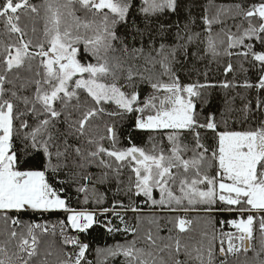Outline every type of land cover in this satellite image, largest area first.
I'll return each instance as SVG.
<instances>
[{
  "label": "snow or ice",
  "instance_id": "1",
  "mask_svg": "<svg viewBox=\"0 0 264 264\" xmlns=\"http://www.w3.org/2000/svg\"><path fill=\"white\" fill-rule=\"evenodd\" d=\"M215 7L212 16L205 8L202 33L194 31L196 20L185 0H140L138 8L136 0H0V35L8 38L0 39V235L5 237L0 264H91L86 258L89 245L65 232L70 226L85 233L99 223L94 210H78L61 197L64 189L57 185L73 183L85 204L102 203L97 185L115 183L130 199L143 196L145 202L171 211L186 201L205 206L209 213L237 212L239 219L227 221L234 233L221 231L217 237L213 226L210 238L205 231L197 246H183L185 260L177 258V239L172 264H264V118L241 131L228 129L226 121L221 131L211 115L201 121L194 98L209 85L182 84L172 70L177 50L187 51L194 42L203 44L212 58L241 57V68L248 64L258 77L255 83L240 85L257 93L255 102L246 100L240 111L246 121L253 108L264 113V0ZM182 8L187 12L183 26L178 19L161 24L157 33L163 37L175 27V45L151 43L147 53L143 42L135 47L153 17H179ZM133 10L143 17L144 29L133 19ZM25 17L44 20L42 38L29 37L21 26ZM214 25L221 27L214 32ZM31 31L35 34L37 28L33 25ZM140 58L151 68L133 62ZM232 71L228 63L225 72ZM140 84L152 89L143 99ZM133 113L135 129L159 134L167 145L150 135L147 149L132 143L131 136L128 146L118 147L115 125L105 123L101 135L94 123L103 115L124 118ZM209 132L212 144L205 142ZM125 168L127 183L122 179ZM120 208L125 206L116 201L111 209H101V214L114 212L124 224L123 229L107 226L108 232L135 237L137 226L124 221ZM125 210L138 208L129 205ZM59 211L66 214V222L51 227L21 219V214ZM191 224L178 218L175 227L185 233ZM147 240L155 246L150 233ZM100 251L105 261L122 257L120 264H166L153 251L137 247L135 238L98 249V255Z\"/></svg>",
  "mask_w": 264,
  "mask_h": 264
},
{
  "label": "trees",
  "instance_id": "2",
  "mask_svg": "<svg viewBox=\"0 0 264 264\" xmlns=\"http://www.w3.org/2000/svg\"><path fill=\"white\" fill-rule=\"evenodd\" d=\"M235 2L236 0H185L188 8L191 9L192 17L196 20V24L193 26L194 31L203 33L202 17L205 15V8L208 9L207 14L212 16L216 12V5H227ZM139 3L140 0H136L137 8L139 7ZM77 15L83 18L84 13L79 11L77 12ZM186 16L187 12L182 8L179 17L172 13L161 14L158 18L153 17L148 25V30L145 32V35L142 38L138 37L134 41L135 47H141L143 42L145 53H147L148 46L151 43H155V46L157 47L161 42L168 46L175 45V27L166 29V35L163 37L157 34L159 27L161 24H174L178 19L181 26H183L184 18ZM133 19L136 20L137 25L141 29L145 28L143 17L137 15L135 10H133ZM227 23L231 25L233 21L229 20ZM33 25L37 28V32L35 34L31 31ZM21 26H26V31L32 39L35 40L42 38L44 27L43 19L36 18L35 20H32L25 17L21 21ZM220 27V25H214L213 31H218ZM232 30L235 31V28ZM120 31L121 34H123L124 29H121ZM2 33L3 26L0 25V34ZM149 34L153 37L152 41L149 40ZM0 39L7 40L8 38L0 35ZM131 46L132 42H130V47ZM203 49L204 45L199 42H194L189 45L187 51L178 49L176 58L172 64V70L180 78V82L182 84L201 83L209 85V87L200 90L202 93L201 97L194 98L196 99V111L199 114V119L203 121L207 116H214L221 131L225 130L224 121L227 122L228 129L237 131L246 130L252 124L258 123L261 118H264V113L257 112L255 108H253L252 112L248 114V119L246 121L243 113L240 111L246 100H252L255 102L257 93L252 89H246L240 85H243L246 80L248 82L255 83L258 77L257 71L255 69H251L246 63L244 64V69H242L241 57H228L221 55L219 57L212 58L210 55H206ZM117 55L120 54L117 53ZM133 62L139 66L151 68V65H145L142 58ZM228 63L232 64L233 71L226 73L225 68ZM143 67H141V71L143 70ZM159 70V65H157L155 71ZM162 79L167 80V77H163ZM120 82L123 83V79H121ZM224 83H229L230 87L224 88L222 86ZM139 91L141 98L143 99L151 93L152 89L146 84H140ZM261 98L264 99V97ZM202 101L204 102L202 103ZM136 115L137 114L133 113L124 118L103 115L97 118L94 123L100 126L98 132L101 135L104 134L105 123L114 124L119 137L118 147L128 146V137L131 136L132 143L147 149L151 147L149 142L150 135H156L157 141L163 140V143L167 145L166 138L159 136V134H152L147 131L135 129L134 123ZM211 136L212 133L209 132L207 134V138L205 139L206 143H213ZM190 141L191 137H189L186 142ZM104 144L105 146H109V142L107 140L104 141ZM90 171L97 173L99 172V169L91 168ZM128 175L129 170L125 168L122 176L125 183H127ZM57 187L64 189V191L60 192V195L62 198L68 199V203L71 207L77 208L78 210L83 208L89 211L94 210L96 212L99 223L94 224L87 232L76 233L70 226L65 228V232L68 235H75L81 242L89 245L86 258L88 261H91V264H120V260L123 259L122 257L117 258L115 262H113L111 258L105 261V253L100 251L98 255L97 250H103L118 243L124 244L126 241H130L134 238L137 241V247L143 248L146 251H153L154 255L162 257L166 264H172L170 253L175 255V241L179 239L181 244V253L177 258L185 260L186 257L183 253L184 245H188L190 249L197 246L198 242L202 239L201 234L205 231L209 233L210 238L213 226L217 237H219L221 231L225 233H234L236 230L230 223H227V221L240 218V214L237 212L214 211L209 213L203 210L205 206L199 204L188 205L186 201L181 208L176 211H171L168 206L162 207L160 205H151L150 202H145V198L143 196H134L130 199L128 195L124 194V192L117 191L115 183L111 185H97L99 193L104 196V200L100 204H97L92 200L85 204L84 194L77 193L75 183L71 186L62 184L57 185ZM154 198L159 200L160 194L158 191L154 192ZM116 201H119L125 206V208L118 209L124 221L130 226H137L135 237L131 233L126 234L123 231L112 233L108 232L107 226L119 227L121 229L124 227V224L121 223V220L114 212L109 211L108 213L101 214V209L105 207L111 209L113 203ZM129 205L136 206L138 211L133 212L131 210H125ZM217 207H219V204ZM244 215L246 216L247 213ZM178 218L192 221L189 230L185 233H180L179 229L175 227ZM21 219L26 222L32 221L37 223H47L49 227H51L52 225L57 224L58 221L66 222V214L64 212H53L45 213L43 216H40L35 213H28L21 214ZM3 228V223H0V231H2ZM57 231H59L58 228ZM149 233L156 242L155 246L147 240ZM258 235L259 233L257 232V236ZM3 239H5V237L0 235V241ZM165 245H170L171 247L165 248ZM216 246L218 249L219 240L216 241ZM41 247H43V243ZM66 247L69 251L72 250L71 246ZM160 248H164V251H159ZM248 255L251 256V253ZM234 259L235 258L230 257V261ZM240 259L242 260L243 257L241 256ZM189 264H195V262L189 261ZM217 264H219L218 261Z\"/></svg>",
  "mask_w": 264,
  "mask_h": 264
},
{
  "label": "crops",
  "instance_id": "3",
  "mask_svg": "<svg viewBox=\"0 0 264 264\" xmlns=\"http://www.w3.org/2000/svg\"><path fill=\"white\" fill-rule=\"evenodd\" d=\"M59 212H62V211H59Z\"/></svg>",
  "mask_w": 264,
  "mask_h": 264
},
{
  "label": "rangeland",
  "instance_id": "4",
  "mask_svg": "<svg viewBox=\"0 0 264 264\" xmlns=\"http://www.w3.org/2000/svg\"><path fill=\"white\" fill-rule=\"evenodd\" d=\"M31 28V27H30Z\"/></svg>",
  "mask_w": 264,
  "mask_h": 264
}]
</instances>
